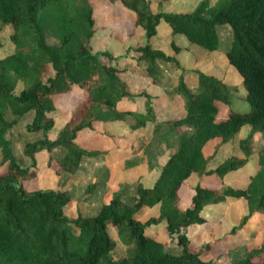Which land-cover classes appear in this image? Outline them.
I'll use <instances>...</instances> for the list:
<instances>
[{
	"label": "trees",
	"instance_id": "obj_1",
	"mask_svg": "<svg viewBox=\"0 0 264 264\" xmlns=\"http://www.w3.org/2000/svg\"><path fill=\"white\" fill-rule=\"evenodd\" d=\"M108 1L131 12L134 29L143 30L148 39L157 34L159 23L165 20L172 34L182 33L191 43L223 50L242 76L248 108L228 106L225 115L218 117L219 104H228L232 91L222 79L200 70H195L197 89L193 93L179 78L176 91L183 100L180 116L157 119L148 93H144L148 104L143 113L119 107V101L131 94L128 82L120 75L128 66L112 63L113 55L106 50L93 49L90 39L97 27L92 2L0 0V23L12 25L10 39L14 43L13 51L0 57V264H215L201 257L212 243L206 242L194 251L186 232L189 225L207 220L202 209L245 198L249 212L232 226L228 235L241 228L259 207L264 208V147L259 150L257 169L246 186L221 188L206 185L200 179L191 187L190 203L185 206L180 204L179 194L182 183L193 172L201 178L211 174L223 178L230 170L243 167L251 154L248 140L256 132L264 133V0H230L219 4L211 15H207L210 0H201L189 11H154L150 0ZM217 26L222 28L217 30ZM224 28L231 33L226 41L221 37ZM47 34L57 42H49ZM173 46L179 50V46ZM134 49L144 65L143 73L152 80L158 77L155 60L175 61L178 65L174 55L151 42ZM18 81L23 86L16 92ZM75 87L83 89L85 97L70 109L65 122L51 137L54 97ZM31 111L34 116L28 129L36 137L25 143L23 151L34 158L36 152L47 150V164L56 163L57 174L75 172L83 158L103 153V149L87 148L79 142L82 131L93 129L95 123L123 120L128 115L133 116V128L146 127L149 120L153 121V135L159 139L176 135V148L162 164L152 186L136 184L131 201H125L120 192L104 194L95 214L70 218L65 213L71 202L68 191L26 187L24 180L37 175L35 159L33 165L22 166L6 136L19 117ZM246 124L250 131L238 142L244 156H229L209 168L218 148L231 141ZM178 127L190 128V132L180 134ZM211 142L214 150L207 154L205 147ZM98 188L99 180L92 182L86 188V196ZM155 205L158 213L141 221L142 209ZM154 223H164L172 243L148 233L147 228ZM110 227L132 244L126 256L111 255L116 239ZM256 256L257 263L263 262L264 249H253L233 264L254 263Z\"/></svg>",
	"mask_w": 264,
	"mask_h": 264
},
{
	"label": "rangeland",
	"instance_id": "obj_2",
	"mask_svg": "<svg viewBox=\"0 0 264 264\" xmlns=\"http://www.w3.org/2000/svg\"><path fill=\"white\" fill-rule=\"evenodd\" d=\"M83 0H79L82 2ZM94 5V15L97 27L90 42L94 50H106L113 55L112 63L125 66L128 69L120 72L121 77L128 82L130 96L123 97L119 101V107H129L143 113L146 110L148 100L144 93L151 95L149 104L154 107L157 119L174 118L180 116L183 111V100L176 91L179 78L185 81V88L193 93L197 89L194 82L195 70L203 71L229 84L231 98L228 104L220 103L218 117H223L231 106L236 109H247L245 101V88L242 85V76L238 70L229 63L223 50L207 49L197 43H191L182 33L171 34V28L165 20H161L157 27V34L147 38L145 32L134 29L133 14L126 11L119 3H111L108 0H89ZM154 11H189L191 5L198 4L201 0H150ZM230 0H210L207 15H211L219 4H226ZM1 25V23H0ZM222 26H217L220 30ZM11 24L1 25L0 57L10 54L14 49V43L10 39L12 32ZM226 29V30H225ZM223 40H229L230 30L224 28L221 31ZM49 42H57L53 35L47 34ZM149 40V41H148ZM151 42L153 46L159 47L169 55H174L178 61L155 60L158 77L152 80L143 73L144 65L137 59V46ZM174 44L179 46L175 51ZM108 59L105 58L104 61ZM23 84L18 81L14 91L19 92ZM85 97V91L78 87L71 91L58 94L54 97L56 110L53 113L54 124L49 132L51 137L65 122L70 109ZM34 114L27 112L19 117L16 125L6 132V136L12 142L14 156L22 166L33 165L35 159L37 175L34 178L24 180L29 189H54L66 190L71 195V202L66 207L65 213L70 218L78 215L95 214L102 199L110 193H119L127 202L135 192L136 184L141 182L144 186H152L158 177L162 164L169 154L175 151L176 135L167 140L159 139L154 132V122L148 121L146 127L130 126L133 116L128 115L123 120L106 121L95 123L94 128L84 130L79 134V142L87 148L103 149V153L97 156L83 158L81 166L75 172L57 174L54 169L56 163L48 165V152L41 150L35 153L34 158L29 157L23 151L27 141H33L28 125ZM156 124L162 122L155 121ZM180 134L186 135L190 128L178 127ZM250 131L249 125H244L229 142L220 146L209 161V168L215 167L229 156L243 157L244 153L239 146V139L245 138ZM177 133V134H179ZM114 136V138H113ZM251 149L248 162L241 168L230 170L223 178L211 174L201 176L193 172L181 185L179 194L180 204L185 206L190 203L191 187L200 179L206 185L220 186L228 185L244 187L249 177L257 169V156L259 150L264 147V133L256 132L248 140ZM138 148L137 151H134ZM214 144L211 142L205 147L207 154L213 152ZM62 153V150L55 148ZM57 150H53L57 152ZM144 150L147 155H144ZM1 159V149H0ZM1 169V168H0ZM99 180V188L86 196V188L92 182ZM87 197V198H86ZM140 215L141 221L158 213V206L145 207ZM249 212L247 200L240 197L236 200L206 205L202 213L207 220L202 223H194L187 227L186 232L192 240V249H200L202 244L211 242L210 248L201 253L204 260H210L215 264H233L235 261L244 259L247 254L255 250L264 249V208L259 207L248 218L246 223L236 230L234 234L226 233L232 226L239 224L243 215ZM110 233L116 239V246L112 250L113 258L126 256L132 250V244L120 238L116 230L109 228ZM147 231L159 240H168L169 234L164 223L151 224ZM225 236V237H224ZM223 238L221 241H216ZM251 264H264L258 262V257L253 258Z\"/></svg>",
	"mask_w": 264,
	"mask_h": 264
},
{
	"label": "crops",
	"instance_id": "obj_3",
	"mask_svg": "<svg viewBox=\"0 0 264 264\" xmlns=\"http://www.w3.org/2000/svg\"><path fill=\"white\" fill-rule=\"evenodd\" d=\"M182 2H183V3H186L185 0H182ZM151 3H152V1H151ZM196 5H197V4H196ZM196 5H191V7H192L191 9H193ZM151 7H152V6H151ZM191 9H190V10H191ZM171 34H172V33H171Z\"/></svg>",
	"mask_w": 264,
	"mask_h": 264
}]
</instances>
